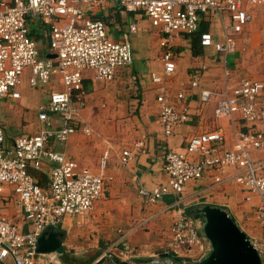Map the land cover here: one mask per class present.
<instances>
[{
  "label": "built area",
  "instance_id": "1",
  "mask_svg": "<svg viewBox=\"0 0 264 264\" xmlns=\"http://www.w3.org/2000/svg\"><path fill=\"white\" fill-rule=\"evenodd\" d=\"M110 1L122 13H139L161 34V74H151L150 79L159 86L156 124L164 139L185 124L189 115L183 103L187 92L176 93L173 102L164 86L165 78L176 74L175 42L180 35L198 33L200 46L212 49L223 69L221 93L201 87V69L190 74L189 90L198 91L201 104L215 98V119L233 125L238 116L247 126L246 131L233 129L234 141L228 149L221 130L191 136L184 153H164L165 183L151 189L139 186L138 195L149 204L165 197L175 201L166 253L181 264L199 262L208 255L210 243L202 235L200 223L180 207V196L188 183L201 180L209 171L219 174L236 167L232 180L246 191L245 201H251V195L258 199L256 220L261 232L249 241L264 264L263 162L252 157L254 152H264V107L260 102L264 83L249 78L233 81L229 61L237 50V35L252 20L251 10L264 6V0H0V101L20 99L18 87L27 70L28 85L33 89L41 90L56 78L62 86L49 93L36 114V133L7 138L0 127V264H53L51 253L38 251V239L47 228L58 227L67 218L84 224L112 180L107 173V152L93 171L59 150L77 132L94 133L81 119L83 73L93 71L96 79L110 82L118 69L133 65L129 34L135 32V26L111 40L105 23L92 18L93 11ZM214 19L221 21L220 34L200 32L202 24L209 27ZM33 22L47 31L45 53L32 36ZM48 54L55 58H47ZM130 158L131 153L124 151L122 164ZM222 183L220 175L214 177V184ZM10 202L29 223L26 232L4 214Z\"/></svg>",
  "mask_w": 264,
  "mask_h": 264
},
{
  "label": "crops",
  "instance_id": "2",
  "mask_svg": "<svg viewBox=\"0 0 264 264\" xmlns=\"http://www.w3.org/2000/svg\"><path fill=\"white\" fill-rule=\"evenodd\" d=\"M251 15L252 20L237 35L236 53L229 58L233 64L232 80L249 78L264 83V6L252 9ZM92 18L105 23L111 40H118L130 25H134L135 32L129 34L134 35L131 47L136 51L134 59L141 60V63L118 69L110 82L96 79L93 71L83 73L85 96L82 98L81 119L94 133L86 136L77 132L59 150L80 167L93 171L107 152V173L112 180L105 185L103 197L94 204L84 224L78 225L67 218L62 225L45 230L49 234L56 233L61 240L59 249L51 252V258L53 264H172L171 255L165 258L160 253H166V246L171 240L175 201L165 197L156 204H149L138 195L139 186L151 189L165 183L164 153L169 150L184 153L191 136L221 130L228 149L233 145V131H246L247 126L238 116L233 125L226 119H215V98L201 104L198 91L189 90L190 74L201 69V87L221 93L223 69L212 49L202 48L199 42L200 54L194 56L191 36L180 35L175 42L176 74L166 77L164 86L168 88L173 102H176V93L187 92L183 103L187 104L189 115L185 124L179 126L171 137L164 139L156 124L159 86L150 79L151 74H161L160 32L139 13L120 12L112 1L93 11ZM30 27L38 47L45 41L44 48L47 50L46 29L39 22L31 23ZM203 28L218 35L222 31L221 21L214 19L209 27L202 24L201 31ZM195 35L199 41V34ZM28 76L27 70L18 87L20 99L0 102L9 103L7 106L2 104L4 108L0 110V127L7 138L15 135L6 133V130L9 131L6 122L21 127V135L36 133L39 127L32 121V112L35 113V120L38 111L46 104L49 93L62 89L60 80L56 78L49 84L50 89L46 86L35 90L38 96L31 93L24 95L25 90L22 89L28 85ZM129 83L135 85L132 100L128 98ZM39 94L46 101L39 102L34 108L35 99L41 100ZM14 102L20 105L15 104L10 108ZM260 102L264 107V91ZM104 119H107V124L103 123ZM124 151L131 153L126 165L121 161ZM252 157L263 162L261 173H264V152H254ZM237 171L236 167L224 169L219 174L209 171L201 180L188 183L180 196L179 205L185 209L195 208L199 204L219 207L227 211L248 239L255 238L261 232L256 220L258 199L251 195V201H245L246 191L232 180ZM217 175L224 183L214 184ZM4 214L22 232L29 229V223L13 202L8 204ZM138 257L150 258V261L133 259Z\"/></svg>",
  "mask_w": 264,
  "mask_h": 264
},
{
  "label": "water",
  "instance_id": "3",
  "mask_svg": "<svg viewBox=\"0 0 264 264\" xmlns=\"http://www.w3.org/2000/svg\"><path fill=\"white\" fill-rule=\"evenodd\" d=\"M46 57L53 59L55 55L48 54ZM191 213L194 219L200 223L201 233L211 246V251L205 258L192 264H261L249 239L227 211L204 204L196 206ZM57 236L56 233L43 232L38 239V251L51 253L58 250L61 240ZM160 256L166 258L169 254L164 252V254L160 253ZM133 259L150 261V258L146 257ZM172 264L174 263L172 262Z\"/></svg>",
  "mask_w": 264,
  "mask_h": 264
},
{
  "label": "rangeland",
  "instance_id": "4",
  "mask_svg": "<svg viewBox=\"0 0 264 264\" xmlns=\"http://www.w3.org/2000/svg\"><path fill=\"white\" fill-rule=\"evenodd\" d=\"M143 23V22H142ZM134 35H129V39H130V42H131V45H132V37H133ZM136 36H138V35H136ZM45 45H46V42L44 41L43 42V44L40 46V50H41V52H46L47 50H46V48H44L45 47ZM132 53H133V67H135V65H136V63L137 64H140L141 63V60H135L134 59V56H135V53H136V51L134 50V48H133V46H132ZM25 75V74H24ZM24 77V76H23ZM131 83H134V81H130ZM131 83H129V85H128V98H129V100H132L135 96H134V92H135V88H134V86L135 85H132ZM49 87H47L48 89H50V87H51V85H48ZM25 90V91H24ZM36 89H33V88H31V87H29V85H27L26 84V87H24V89H22V91H24V95L25 94H27V93H31V94H34V95H36V96H38V94L36 93L37 91H35ZM38 92H40V91H38ZM39 96H41V100H39V99H35V101H34V108L37 106V104L40 102V103H42L43 101H46L45 100V98H44V96H42V95H40L39 94ZM23 100V99H22ZM21 100V101H22ZM20 101V102H21ZM0 102H2V101H0ZM4 106H7L9 103H5V102H3V103H0V110H2L4 107H3V105ZM15 104H17L16 102H14V103H12L11 105H10V108L13 106H16ZM17 105H20V104H17ZM9 108V109H10ZM99 108V107H98ZM99 110H101V109H99ZM32 116H33V119H32V121L34 122V123H36L37 124V121H36V119L34 120V117H35V113H33L32 112ZM105 118H107V117H105ZM14 124L16 123V122H13ZM29 123V122H28ZM103 123L104 124H107V119H104L103 120ZM6 127H8V129H9V131H7L6 130V133L9 135V133H11V135H15V136H18V135H21L22 134V129H21V127H14V126H12L11 124H10V122H6ZM202 204H199V206H201ZM127 255V254H126ZM128 261V260H127Z\"/></svg>",
  "mask_w": 264,
  "mask_h": 264
},
{
  "label": "trees",
  "instance_id": "5",
  "mask_svg": "<svg viewBox=\"0 0 264 264\" xmlns=\"http://www.w3.org/2000/svg\"><path fill=\"white\" fill-rule=\"evenodd\" d=\"M204 29L205 28H203L202 29V31H204ZM201 31V32H202ZM190 39H191V46H192V53H193V55L194 56H198L199 54H200V52H199V41H198V37H196V35L194 34V35H192L191 37H190ZM193 208H190V209H185V212L188 214V215H190V216H193L192 215V213H191V210H192ZM172 260H173V263L174 264H181L180 263V260H177V259H175V258H172Z\"/></svg>",
  "mask_w": 264,
  "mask_h": 264
},
{
  "label": "flooded vegetation",
  "instance_id": "6",
  "mask_svg": "<svg viewBox=\"0 0 264 264\" xmlns=\"http://www.w3.org/2000/svg\"><path fill=\"white\" fill-rule=\"evenodd\" d=\"M194 209V208H193ZM192 211V210H191Z\"/></svg>",
  "mask_w": 264,
  "mask_h": 264
}]
</instances>
